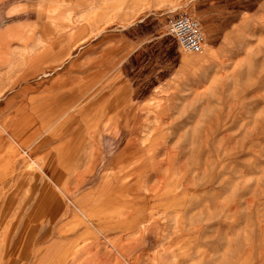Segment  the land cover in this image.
Masks as SVG:
<instances>
[{"label": "rangeland", "instance_id": "rangeland-1", "mask_svg": "<svg viewBox=\"0 0 264 264\" xmlns=\"http://www.w3.org/2000/svg\"><path fill=\"white\" fill-rule=\"evenodd\" d=\"M181 13L198 54L169 35ZM61 20L0 46V264H264V0H76Z\"/></svg>", "mask_w": 264, "mask_h": 264}, {"label": "crops", "instance_id": "crops-1", "mask_svg": "<svg viewBox=\"0 0 264 264\" xmlns=\"http://www.w3.org/2000/svg\"><path fill=\"white\" fill-rule=\"evenodd\" d=\"M76 0H0V46L4 38L23 37L51 43L63 24L61 18Z\"/></svg>", "mask_w": 264, "mask_h": 264}, {"label": "built area", "instance_id": "built-area-1", "mask_svg": "<svg viewBox=\"0 0 264 264\" xmlns=\"http://www.w3.org/2000/svg\"><path fill=\"white\" fill-rule=\"evenodd\" d=\"M168 30L183 52L189 54L202 52L206 40L201 25L195 18L186 13L177 14L169 19Z\"/></svg>", "mask_w": 264, "mask_h": 264}, {"label": "bare ground", "instance_id": "bare-ground-1", "mask_svg": "<svg viewBox=\"0 0 264 264\" xmlns=\"http://www.w3.org/2000/svg\"><path fill=\"white\" fill-rule=\"evenodd\" d=\"M136 4V3H135ZM205 45V44H204ZM204 47V46H203ZM58 82V81H57ZM61 82V81H60ZM62 83V82H61ZM60 83V84H61ZM59 84V86H57L56 88H61L62 86ZM56 88H54L53 86H51V87H49L48 86V88L46 87V90H48V91H51L52 89L54 90V89H56ZM39 89V88H38ZM57 94L53 97V96H51V98L50 99H48V100H46V101H44L43 103H44V105H43V107H51L52 109L53 108H55L56 106L55 105H59L60 106V102L63 100V97L66 95V94H64V93H62V91H61V93H59V92H56ZM38 97H41V96H37L36 98H38ZM42 97H45V96H42ZM42 99V98H41ZM102 106V105H101ZM93 110V109H92ZM55 111V110H54ZM94 111H96V110H94ZM88 118V117H87ZM87 122H92V120L90 119V118H88L87 119ZM14 132V131H13ZM14 138V137H13ZM22 139V138H21ZM20 139V140H21ZM66 142V141H65ZM82 143H85V141L84 142H82ZM97 143H100V140L98 139L97 141H96V138L93 136L91 139H88L87 140V146H89V150L90 149H92V147H94L95 148V150L96 151H98V149H97ZM90 146H92V147H90ZM99 148V147H98ZM143 151V150H142ZM26 152V151H25ZM89 152V151H88ZM90 153V152H89ZM88 154V153H87ZM28 155V154H27ZM93 162V161H92ZM115 164H118V162H116ZM6 166H8V165H5V168H6ZM9 167V166H8ZM3 168V167H2ZM5 168H3V169H5ZM2 169V170H3ZM1 170V169H0ZM7 171V170H6ZM82 174V173H81ZM7 175V174H6ZM5 175V176H6ZM10 176V175H9ZM9 176H7V177H9ZM12 177H13V175H11ZM10 176V177H11ZM116 176V175H115ZM20 177V176H19ZM6 178V177H5ZM14 178V177H13ZM27 178V177H26ZM25 178V179H26ZM4 179V178H3ZM12 179V178H11ZM24 179V180H25ZM8 180V179H7ZM22 180L23 179H20L17 183H16V186H15V188L17 187V188H19L20 186H21V184L23 183L22 182ZM13 181V180H12ZM11 181V182H12ZM5 183V182H4ZM7 184V183H6ZM9 184V183H8ZM14 190V189H13ZM36 190V189H35ZM12 192H14V191H12ZM8 195V194H7ZM10 195H11V193H10ZM7 197H9V196H7ZM9 199H10V197H9ZM6 203V202H5ZM4 205H6V204H4ZM4 209V208H3ZM91 218L90 217H86V221L88 222V224H90V223H92L91 222Z\"/></svg>", "mask_w": 264, "mask_h": 264}]
</instances>
